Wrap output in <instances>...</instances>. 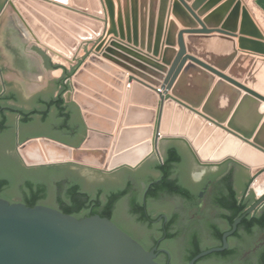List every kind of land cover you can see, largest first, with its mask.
Masks as SVG:
<instances>
[{
    "label": "water",
    "instance_id": "1",
    "mask_svg": "<svg viewBox=\"0 0 264 264\" xmlns=\"http://www.w3.org/2000/svg\"><path fill=\"white\" fill-rule=\"evenodd\" d=\"M179 1H174V19L169 20L166 42L162 44L167 0H161L157 13V0H151L150 5L148 0H6V14L0 24V144L6 138L15 150V115L20 112L18 154L28 167L42 166L27 169L22 172V178L40 177L52 183L45 201L49 204L29 206L19 201L27 178L20 184L18 193L6 192L7 198L0 197V264H162L156 260L157 247L148 250L137 240L136 232L139 234L144 227L133 221L140 219L132 213L129 201H141L142 197L131 195L128 202L120 200L116 204L115 221L100 214L77 217L65 213L54 207L58 196L56 186L63 180L56 177L68 171L49 165L68 163L89 178L84 180L86 187L94 190L102 183L93 169L117 174L123 167L137 169L151 157L147 167L155 180L162 175L156 157L159 148L164 160L174 149L180 161L173 165L172 178L192 195V188L183 182L181 163L192 164L194 168L190 175L198 181L210 171L214 180L223 182L215 195L218 207L210 222L217 236L222 237L223 245L199 252L190 264L208 254L228 249V237L236 232L247 215L260 208L254 216H264V194L258 196L252 188L253 180L264 172V33L248 9L242 7L241 0L227 1L205 15L202 23L197 18L206 12V8L212 9L218 0H210L205 11L199 13H195L194 8L188 9V13ZM4 2L1 1L0 8ZM230 4L235 7L225 20L223 15ZM122 6H125L124 11ZM176 22L185 29L180 30ZM105 23L107 35L120 37L154 57H158L163 48L161 60H156L115 39L110 41L111 46L139 60L127 58L140 70L118 62L139 78L131 86L134 105L129 109L143 113L142 120L145 121L134 127L128 125L131 127L123 129L108 150L104 148H108L110 138L95 131L104 122L95 115L100 105L84 95L90 93L83 86L91 83L98 89L104 88L88 74L92 71L95 76H104L91 64L100 60L96 55H90L88 60L84 53L80 55L82 50L86 54L89 52L84 43L101 36ZM28 35L43 46L45 51H35L41 53V60L28 57V47L32 48L34 44L25 43ZM103 44L104 38L97 43L96 51ZM238 47L244 51L239 53ZM48 51L69 60L65 71L69 68L70 73L66 78L58 77V83L49 80V92L28 97V85L33 86L31 76H42L37 65L56 69L61 66L48 60ZM105 78L120 87L112 78ZM107 89L111 96L117 97L114 90ZM63 92L68 101L72 100L66 103ZM90 95L114 106L95 93ZM141 97L147 98L149 103L135 101ZM128 132L138 134L129 146L123 140ZM28 153L37 158L27 159ZM196 159L206 165L199 164ZM6 160L7 168L14 173V159L8 156ZM222 164V167L218 166ZM236 165L246 170L241 175L235 174L231 169ZM249 174L252 179L249 197H254L255 201L242 215L235 217L231 229L226 231L232 212L220 202H229L231 191L236 192L240 200L244 199ZM0 180L11 181L3 173H0ZM119 181L112 179L109 184L113 186ZM75 183L81 184L79 181L66 183L64 190ZM130 186L131 183L116 188L103 187L95 192L82 188L92 195L102 191L103 197L107 198ZM9 195L16 201L8 199ZM164 196L168 197V194L157 198ZM169 198L178 204L187 200L172 194ZM149 212L153 216L164 212L169 215L172 237L181 233V229L173 228V225L186 222L188 218L187 211L180 206L170 212L162 207H154ZM205 214L211 215L209 211ZM255 228L264 229L255 226L250 233ZM243 232L244 228H241L240 233ZM206 246L203 243L200 248ZM250 248L248 244L233 242L230 253L246 254ZM262 255L264 257V249Z\"/></svg>",
    "mask_w": 264,
    "mask_h": 264
},
{
    "label": "flooded vegetation",
    "instance_id": "2",
    "mask_svg": "<svg viewBox=\"0 0 264 264\" xmlns=\"http://www.w3.org/2000/svg\"><path fill=\"white\" fill-rule=\"evenodd\" d=\"M0 0V4H1ZM2 6V5H1ZM18 147V146H17ZM16 147V149H17ZM10 146L9 142H6V138L3 140V143L0 144V173H3L8 177L11 181H9L6 186V192L9 194H16L20 191V184L25 180L22 172L27 171V169H38L42 166H33L28 167L24 164L21 157L18 156L16 151ZM159 157V161L164 163V158L160 154H156ZM11 156L15 161V171L12 173L10 168H7L8 161L6 158ZM151 158V157H150ZM149 158V159H150ZM149 159L144 162L137 169H131L129 167H123L127 169H118L121 172L117 174H111L103 172V170L93 169L95 171V176H99L101 179V185L96 189H88L85 184V179H89L87 176H84L80 173V170L72 168L68 163L67 164H56L53 166H57L60 168H64L68 171L67 174L62 175L60 178L66 180V183H72L73 181L81 182L83 188L85 190H89L91 192H95L99 188H116L127 186L129 183L132 184L130 191L120 200L129 201V197L134 195L135 197L140 196L142 200L140 203H145L147 208V213L149 215V222L142 221H133L138 225H143L144 229H140V233L136 234L138 236V241L148 250H151L154 247H157V257L156 260L162 264H190V260L194 257L191 256V252L200 248L203 243H206L207 246L205 248H200V251H204L205 249H209L212 247L222 246L223 241L222 237L219 238L216 234V230L213 228L211 222V217L213 216V212L215 211L218 205L216 204L215 195L218 193L220 188L223 185L222 181H216L213 179L211 172H207L205 178L201 181H198L194 177H191L190 170L194 167L192 164L181 163V173L183 176L184 184L190 186L194 192L192 199H187L184 202L178 204L175 199L169 198L168 192H162L161 194H168V197L164 196L163 199L157 197H149L147 198V193L150 189L161 179V177L152 180V175L150 169L147 167V163ZM206 165V164H204ZM47 166V165H45ZM213 166V165H209ZM222 167V165H218ZM82 167V166H80ZM92 169V168H90ZM235 174L238 173L241 175L244 169L243 167L236 165L233 169H231ZM117 171V170H115ZM114 172V171H112ZM77 173V174H76ZM17 176V178H16ZM162 176V175H161ZM33 178V177H31ZM55 178V180H56ZM33 179L38 181H43L49 185H51L49 179H42L40 177H34ZM117 179L119 182L116 185L111 186L109 184L110 180ZM151 180V181H149ZM252 179L249 174L247 182L248 186L250 185ZM145 183V185H143ZM251 194L250 188L248 189L246 198ZM177 197L180 195L172 194ZM129 196V197H128ZM6 198L5 196H3ZM138 199V198H137ZM15 200V198H14ZM117 202V204L120 202ZM16 201V200H15ZM131 203V201H129ZM45 204H49L45 202ZM131 206V204H130ZM183 207L188 214V218L186 222H177L173 225V228H180L181 233L175 237L170 235V226L172 225L169 222V215L167 213H162L158 216H153L149 211L154 207H162L165 211L170 212L177 207ZM116 210V207H115ZM206 211H209L211 215H206ZM131 216V215H130ZM166 217V218H165ZM116 215L114 214L113 220L115 221ZM231 223L228 219V228L226 231L231 229ZM149 224V225H148ZM238 225V229L236 232L228 237L229 248L221 251L214 252L199 258L195 264H264V257L262 255V251L264 249V229L255 228L252 233L245 227ZM244 228V232L240 233V229ZM225 231V232H226ZM224 232V233H225ZM223 233V234H224ZM196 235V236H195ZM135 238V237H134ZM233 242L236 244H248L251 246L250 251L246 252V254L235 255L230 253V248L233 245ZM198 252V253H199ZM190 254V255H189Z\"/></svg>",
    "mask_w": 264,
    "mask_h": 264
},
{
    "label": "crops",
    "instance_id": "3",
    "mask_svg": "<svg viewBox=\"0 0 264 264\" xmlns=\"http://www.w3.org/2000/svg\"><path fill=\"white\" fill-rule=\"evenodd\" d=\"M5 3L6 2H4L0 8V13L2 11V13L0 14V24H1L5 14H6L5 9H3ZM251 3L253 4V6L255 8V10L253 9L254 19L258 23L259 27L264 31V0H251ZM172 7H173V0H170L168 3V14L166 16L165 29H164V33L162 35V44H164L166 42L169 20L172 17L171 16ZM104 11L106 13L105 7H104ZM87 15H91V14H87ZM105 17H106L105 19H107V16H105ZM202 19H203V17L199 18L201 23H202ZM71 22L73 24L79 26V27L87 29V31H89V32L91 31L88 28H85L81 23H77V22H74L72 20H71ZM180 30L183 31L184 28L182 26H180ZM184 35H186V34L184 33ZM30 38H29V36H27L25 43L30 44V45L33 42L35 43V41H33V39H30ZM103 38H104V44L101 46V48L98 51H96L95 47H96L97 43L99 41H101ZM112 39H115L117 42L122 43L124 45H128L132 48H135V47H133L132 43H128L126 40H122L120 37H116L113 34L107 35L106 23H105V27H104V30H103L101 36H97L94 40H90V41H88V43H84L85 45H87L88 51H89L86 54V60H88V57L90 55H96V57L100 60V62H93L91 64L95 69L100 71L104 76L102 78L95 76V74L92 71H88V74L91 77H93L94 79H97L100 83H102L104 88L98 89L91 83L83 84V86L87 89V91L90 94L95 93L99 97H101L102 99H105L106 101H111L114 105V106H110L105 102H102L100 100H96L90 94L84 93L85 96H87L88 98H90L93 101H96L100 105V108H99V110H97L95 112L96 113L95 115L97 117H99L100 119H102L104 122H102L101 128L97 129L95 131L104 135L105 137L110 138V143L108 145V148H104L106 150L110 149L111 146L114 145L116 136L121 134L123 129H125L127 127H131L128 125H132V127H134L135 124H137L138 122L145 121V120H142L145 117V115L143 113H139V111L129 109V107L131 105H134V104H132V99H131V97H132L131 86H132L133 81L139 80V78L134 74L133 71H131L129 68H126L125 66L121 65L118 62V61H120V62H122V63H124L130 67H133L137 70H140L134 63L130 62L127 58H130V59L137 61V62L139 60H137L133 56L125 53L123 50L119 49L118 47L111 46L110 41ZM236 39L238 40V37H236ZM83 42H85V41H82V43ZM34 46H38L40 51H45L43 46L39 45L38 43H35ZM30 47H28V57L41 60V53H35V51L38 50V48L33 50V48H30ZM135 49L141 51L142 53L148 55L151 58H154L156 60H161L163 48H162L160 55L158 57H154L153 54H151V53L148 54L146 51H142L137 47ZM177 49H179V46H177ZM238 50H239V53H242L244 51L239 47H238ZM52 54H54V57H56L57 59L65 60L63 56H61L57 53L53 52ZM46 55H47V53H46ZM48 58H50L52 62H55L51 55H48ZM58 64H60L61 66L57 69L56 68L50 69L46 66L37 65L42 76H31L33 86L28 85V97L35 96L38 94H42L45 92H49V80L58 83V77L66 78L68 76L67 74L70 73L69 68L67 71H65L67 64L65 65V64H63V62H60V61L58 62ZM110 67L119 71L121 74L120 75L117 74L115 72V70L113 71ZM105 76L110 77L114 81L118 82L120 84V87L118 88L117 86L113 85L110 81H108L105 78ZM107 88L114 90L117 94V97L111 96V94ZM157 89H159V88H157ZM136 94H139V93H136ZM63 96H64V92H63ZM138 97H139V95H138ZM64 99H65L66 103L72 100L71 99L68 101L65 98V96H64ZM135 101H137L138 103H142V104L149 103L148 102L149 100L145 97L144 98L143 97L138 98V100H135ZM160 102H161V100H159V103ZM80 109H81V112L84 111L82 108H80ZM155 109L158 111L159 106H157ZM263 109H264V104H263ZM111 113H113V114H111ZM106 122H109L110 125H108ZM153 125H155V124H153ZM110 126H111V128H109ZM87 129L90 130L91 128L87 127ZM137 136H138L137 133H133V132L129 133L128 132L124 135L123 140L126 143V145L129 146V145H132V143L135 141L134 139ZM36 137H39V136H36ZM18 141L19 142L21 141V114H20V112H18L15 115V149L17 147ZM82 142H81V144H82ZM117 143H118V141L115 143L114 153L117 150ZM186 144L188 145L189 149L193 153L189 144L187 142H186ZM159 150H160V148H159ZM16 151H17V149H16ZM16 153L18 154V152H16ZM160 154L162 155L161 150H160ZM193 155H194V153H193ZM18 156L20 157L19 154H18ZM156 157L159 161L158 155H156ZM159 163L162 164L160 161H159ZM198 163L202 164L199 161H198ZM202 165H204V164H202ZM103 172H105V171H103ZM106 173H111V172H106ZM248 189H249V186L246 190V195H247ZM246 195H245L244 199H246ZM259 209L254 213V215H256L258 213Z\"/></svg>",
    "mask_w": 264,
    "mask_h": 264
},
{
    "label": "trees",
    "instance_id": "4",
    "mask_svg": "<svg viewBox=\"0 0 264 264\" xmlns=\"http://www.w3.org/2000/svg\"><path fill=\"white\" fill-rule=\"evenodd\" d=\"M179 161L180 156L177 151L171 149L164 163L159 165V170L162 174L161 179L157 181L147 193V198L159 197L162 192L178 194L186 199L193 198V195L189 190H187L179 181L172 178L173 165ZM49 166H51V168H57V166ZM66 182V180H62L58 182V185L56 186V194L58 196L55 199L54 207L77 217L100 214L101 216L113 219L117 202L130 191V188H127L125 190L111 193L107 198H104L102 191H98L95 195H92L88 191L83 190L82 184L80 183L71 184L64 190ZM8 183L7 180H0V197H6V186ZM48 188L49 187L45 182L41 181L37 183L33 178L28 177L19 201H23L29 206L45 203L48 199ZM8 199L14 201L13 195H9ZM254 201V197H247L246 199L240 200L237 193L231 191L229 202L222 201L220 203L232 212L229 221L233 222L235 217L242 215ZM130 204L132 213L137 215L140 221L149 222V215L145 203H140L138 200H134ZM240 226H245L250 231L255 226L264 227V216L258 217L254 216V214H249L242 220ZM199 251L200 248H197L191 256H195Z\"/></svg>",
    "mask_w": 264,
    "mask_h": 264
},
{
    "label": "rangeland",
    "instance_id": "5",
    "mask_svg": "<svg viewBox=\"0 0 264 264\" xmlns=\"http://www.w3.org/2000/svg\"><path fill=\"white\" fill-rule=\"evenodd\" d=\"M169 1L170 0H167V14H168V3H169ZM174 1L175 0H173V5H174ZM179 1V0H178ZM227 1H229V0H218V2H216V3H214V6H212V9H211V7L210 8H206L205 9V7H206V5H208V3L210 2V0H180L179 1V3L181 4V6L188 12V9H192V8H194V11H195V13H199V11H203L204 9L206 10V12H204V14L202 15V16H199L197 19H198V21H200L199 20V18H201V17H203V19H204V17H205V15H207L208 13H210L211 11H213V10H215V9H217L218 7H220L221 5H223L224 3H226ZM6 2V1H5ZM102 2H103V0H102ZM241 5H242V7H246L247 9H248V11H249V13L251 14V16H252V18H253V20L256 22V20L254 19V16H253V9L255 10V8H254V6H253V4L251 3V0H241ZM150 3H151V0H148V4L150 5ZM115 4H116V6H117V2L115 1ZM123 4V3H122ZM160 4H161V0H157V10H156V13H157V11H159V8H160ZM103 5H104V3H103ZM103 7H105V6H103ZM123 7V11H124V7L125 6H122ZM234 7H235V5L234 4H230L229 5V7H228V10L224 13V15H223V18L226 20L227 18H228V16H230V14H231V12L233 11V9H234ZM131 8V7H130ZM3 9H5V13H6V5H4V8ZM211 9V10H210ZM105 10H106V8H105ZM204 10V11H205ZM172 11H173V7H172ZM147 12L149 13V10H147ZM2 13V12H1ZM189 13V12H188ZM167 14H166V16H167ZM149 15V14H148ZM171 19H174L173 18V15H172V12H171ZM202 19V20H203ZM178 25H179V27L180 26H182V27H184L180 22H176ZM240 23H241V18H240ZM256 24L258 25V23L256 22ZM258 27H259V25H258ZM260 28V27H259ZM165 29V28H164ZM185 29V28H184ZM239 29H241V27L239 28ZM261 29V28H260ZM261 31L264 33V31L261 29ZM29 36V35H28ZM237 37H239V36H237ZM30 38V37H29ZM30 39H32V38H30ZM34 41V40H33ZM34 43V42H33ZM35 45V43L33 44V46H32V48H33V50H35V49H37L38 48V50H39V47L38 46H34ZM87 46V45H86ZM88 48V47H87ZM82 52V53H81ZM80 53V55H82L83 53V55H85L84 57H86V51L85 50H82ZM48 53H49V55H51L52 57H53V59H54V61L58 64V62L60 61V62H63V64H67V66L69 65V60H67L66 58H64L65 60H61V59H57L56 57H54V54H52L53 52H49L48 51ZM47 58H48V56H47ZM48 60H50L51 61V59L50 58H48ZM83 62V61H82ZM64 65V66H65ZM66 67V66H65ZM48 68H50V69H52L51 67H48ZM48 166V165H47Z\"/></svg>",
    "mask_w": 264,
    "mask_h": 264
},
{
    "label": "bare ground",
    "instance_id": "6",
    "mask_svg": "<svg viewBox=\"0 0 264 264\" xmlns=\"http://www.w3.org/2000/svg\"><path fill=\"white\" fill-rule=\"evenodd\" d=\"M26 158L30 160H35L37 158V155L28 153L26 155ZM252 188L256 192L258 196L264 194V172L258 175L252 182Z\"/></svg>",
    "mask_w": 264,
    "mask_h": 264
}]
</instances>
